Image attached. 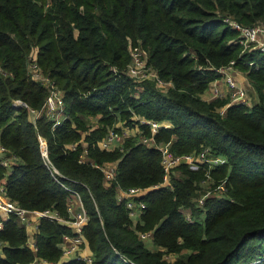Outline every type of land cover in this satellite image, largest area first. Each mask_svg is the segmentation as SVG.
<instances>
[{
    "label": "trees",
    "instance_id": "trees-1",
    "mask_svg": "<svg viewBox=\"0 0 264 264\" xmlns=\"http://www.w3.org/2000/svg\"><path fill=\"white\" fill-rule=\"evenodd\" d=\"M227 20L264 23V0H0V143L15 157L0 164V178L9 198L58 217L37 219L33 249L15 214L2 218L0 264L58 261L62 234L72 232L60 219L69 218L67 203L75 194L87 216L81 231L92 259L59 264H264V52L244 47ZM134 47L166 85L126 73ZM31 50L39 71L62 94L65 116L53 128L43 111L33 120L28 112L47 92L28 71ZM228 63L246 76L257 98L249 105L230 102L219 112L227 98L200 93ZM136 115L168 125H159L153 142L145 143L136 129L149 135L148 124ZM116 123L133 129L118 146L100 147L98 140L108 127L117 130ZM157 144L176 154L207 147L225 161L207 171L179 162L160 185ZM106 162L114 168L104 180ZM204 182L224 188L193 200ZM129 186H152L135 197L144 207L134 222L125 197L116 194ZM139 231H148L158 247L144 245Z\"/></svg>",
    "mask_w": 264,
    "mask_h": 264
},
{
    "label": "built area",
    "instance_id": "built-area-1",
    "mask_svg": "<svg viewBox=\"0 0 264 264\" xmlns=\"http://www.w3.org/2000/svg\"><path fill=\"white\" fill-rule=\"evenodd\" d=\"M228 23L236 29L240 41L244 47L248 48H256L260 51L264 52V23H256L251 25L241 24L234 20H227ZM28 62V71L30 72L31 76L39 79L47 86V92L44 96V99L39 108H32L28 109L29 115L32 120L40 114V112H44L49 121L50 127L53 128L60 124L61 120L65 116L64 112V104L62 99L61 91L55 86L53 81L44 76L38 69L35 63V51L31 50L29 53ZM232 66L230 63L217 67L216 70L220 73V78L223 84L225 85V90L221 89L217 80V77L210 80L206 87V98L209 99L212 97H226L227 102L218 108L219 112H222L225 106L230 102H245L247 103L248 96L246 88L238 83L232 74ZM126 73L132 77L135 81H138L143 78H156V82L158 85L163 86L168 83V81L162 80L157 77L154 73V70L145 64L144 60V53L139 47H134L130 49V58L126 64ZM204 98V97H203ZM14 104H24L19 99L13 100ZM139 121L148 124L149 128V135L144 134L142 130L136 129L138 133V137L141 141L145 143H152V133L157 129V127L161 124L166 125L164 123L165 120H153L144 118L142 116L136 115ZM126 130V129H125ZM127 132H125L126 134ZM124 133H118V131L114 127H108L104 135L98 140V144L100 147L104 148H112L114 146H118L122 136ZM37 139L39 142L40 152L42 154L44 163L50 169L52 175L54 173H58L57 169L50 163V160L46 154V146L43 138L40 135H37ZM74 145V143H71ZM157 147L160 150V163L162 165V179L159 182L161 185H167L169 181V173L172 167L179 163L185 162L189 167H198L199 165H204L205 170L209 167H212L216 164H220L225 161V158L217 153H212L207 147L201 148L200 150L193 152H185L176 154L171 152L168 147L164 144H157ZM84 150L79 153L78 159H84L83 155ZM15 157L12 154H8L6 148L0 143V164L1 165H9L12 161H14ZM103 171V178L104 180L109 179L113 174L114 166L112 164H102L101 165ZM55 176V175H53ZM156 186V185H155ZM139 187L129 186L127 188H123L122 193L125 197V205L128 211V214L132 220V215L137 212V218L139 213L144 207V202L142 200L136 199L138 195L134 193L138 190ZM217 191L221 192L224 188V184L219 182L216 185ZM77 199L79 201V208L71 215L69 218L64 219L61 218L60 221L68 224L71 228V233H64L62 234L61 240L59 241V246L61 249V255H72L73 257H80L85 260L86 263H90L92 256L80 254V246L82 245L83 241L86 242L82 231L81 226L86 221V213L85 210L79 200L77 194ZM121 196V197H122ZM68 206V205H67ZM185 216L189 218V214L187 209L183 210ZM13 213L21 222H28L30 216L34 215L36 217L40 216H49V217H56L55 213L49 209L44 210H37V209H27L18 204L15 200L9 198L4 191V186L0 185V222L2 218H5L8 214ZM58 218V217H56ZM137 218L134 220L136 221ZM133 221V222H134ZM139 237L149 236L148 231H139ZM41 259V258H40ZM43 262L49 264H56L57 261H46L41 259Z\"/></svg>",
    "mask_w": 264,
    "mask_h": 264
},
{
    "label": "crops",
    "instance_id": "crops-1",
    "mask_svg": "<svg viewBox=\"0 0 264 264\" xmlns=\"http://www.w3.org/2000/svg\"><path fill=\"white\" fill-rule=\"evenodd\" d=\"M231 71H232V74H233L234 78L236 79V81L238 83H240L244 87L246 86V88H248L249 91L252 90V88L249 85V82H248L246 76L243 73H241L240 71H238L235 68H232ZM217 80H218L220 88L225 90V85L221 81L220 76L217 77ZM205 89L200 93V95L202 97H204V98H206V93H207ZM253 93L255 94V92H253ZM254 94H253V96L255 97V100H256V94L255 95ZM164 123H166V125H168V121L167 120H165ZM105 164H112L113 165V162H106ZM0 185H3V178H0ZM116 194H117V196L121 197L123 195L122 190L118 189ZM67 204H68V206H67L68 216H71L79 208V201L77 199V196H72L71 199H69ZM37 219H38V217L32 215V216H30L29 221L26 222V223L19 221L25 227V230H26V233H27V242H28L29 246L32 249L34 248V246H33V239H34L33 238V233H34V231L36 229ZM79 251H80V254L92 255L91 250L89 249L87 243L84 242V241H83L82 245L80 246V250ZM63 260H67V259H61V256H60L59 260L57 261L56 264H59V262H61ZM26 264H49V263L43 262L41 259L38 258V259H34V260H32V261H30V262H28Z\"/></svg>",
    "mask_w": 264,
    "mask_h": 264
},
{
    "label": "rangeland",
    "instance_id": "rangeland-1",
    "mask_svg": "<svg viewBox=\"0 0 264 264\" xmlns=\"http://www.w3.org/2000/svg\"><path fill=\"white\" fill-rule=\"evenodd\" d=\"M245 88H246V86H245ZM252 90L249 91L248 88H246L247 96H248V100H247V104L248 105L251 104L255 100V97L253 96V94H254L253 92L254 91H252ZM94 119H95L94 117H91L90 121H94ZM116 126H118V128H117L118 133H121V134L124 133V135H125V132L128 133L129 131H132V129H133V128H128V127H126L124 125H120V123H116ZM150 188H152V186L139 187L138 190L134 194L135 195L142 194V193L146 192ZM212 191H214L213 194H221V192H218L217 188H214V186L212 187V185L209 182L201 183L200 187L196 189L197 193L194 195L193 200L197 199V196H198L199 192H201V195L202 194L208 195V194H211ZM136 218H137V212L132 215V221H134ZM140 238L143 241V244L148 246L149 248H151V249L154 248L155 249V248L158 247L157 245L152 243V241H151L149 236L140 237ZM79 253H80V251H79ZM164 256L169 258V259H172L175 256V254L174 253H170V252H166V253H164ZM70 257H72V255H61V259H68Z\"/></svg>",
    "mask_w": 264,
    "mask_h": 264
}]
</instances>
